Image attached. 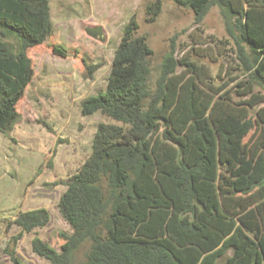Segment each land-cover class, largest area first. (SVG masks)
Masks as SVG:
<instances>
[{
  "label": "trees",
  "instance_id": "1",
  "mask_svg": "<svg viewBox=\"0 0 264 264\" xmlns=\"http://www.w3.org/2000/svg\"><path fill=\"white\" fill-rule=\"evenodd\" d=\"M174 1L195 24L218 7L244 79L224 91L204 64L176 55L172 38L152 84L153 50L131 17L104 91L81 104L113 122L98 124L60 195L72 232L61 233V251L30 242L47 264H73L85 244L80 264H264V106L250 114L264 101L254 92L264 88V0ZM159 10L149 5L147 21ZM52 29L49 0H0V132L33 76L28 50ZM49 218L42 207L19 212L14 239Z\"/></svg>",
  "mask_w": 264,
  "mask_h": 264
},
{
  "label": "rangeland",
  "instance_id": "2",
  "mask_svg": "<svg viewBox=\"0 0 264 264\" xmlns=\"http://www.w3.org/2000/svg\"><path fill=\"white\" fill-rule=\"evenodd\" d=\"M156 1L49 0L52 32L43 44L28 50L33 76L16 104V120L0 132V264L16 260L47 264L32 252V238L37 236L61 251L66 243L61 233L72 232L58 207L60 195L89 156L98 124L113 122L99 112L83 115L81 104L104 91L114 51L131 17L138 23L137 33L147 36L153 50L152 84L172 38L176 55L204 64L224 91L234 90L236 82L244 79L235 69L218 7H211L195 24L191 9L174 0H159L158 14L147 21V8ZM86 27L99 28L102 40L89 36ZM92 65L97 67L89 74ZM254 92L264 95V88L255 87ZM263 106L264 101L258 103L250 114ZM39 207L48 210L49 222L14 239L20 232L13 224L15 216ZM86 246L74 253L73 264L83 260Z\"/></svg>",
  "mask_w": 264,
  "mask_h": 264
},
{
  "label": "water",
  "instance_id": "3",
  "mask_svg": "<svg viewBox=\"0 0 264 264\" xmlns=\"http://www.w3.org/2000/svg\"><path fill=\"white\" fill-rule=\"evenodd\" d=\"M85 32L93 37V38H96V39H99V40H102V36H101V32H100V29L97 28V27H86L85 28Z\"/></svg>",
  "mask_w": 264,
  "mask_h": 264
}]
</instances>
